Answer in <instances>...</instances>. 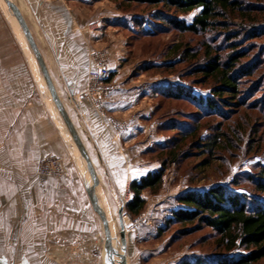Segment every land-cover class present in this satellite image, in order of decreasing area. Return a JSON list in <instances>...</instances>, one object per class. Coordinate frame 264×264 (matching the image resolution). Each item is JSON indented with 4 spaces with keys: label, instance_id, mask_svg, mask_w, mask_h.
Masks as SVG:
<instances>
[{
    "label": "crops",
    "instance_id": "1",
    "mask_svg": "<svg viewBox=\"0 0 264 264\" xmlns=\"http://www.w3.org/2000/svg\"><path fill=\"white\" fill-rule=\"evenodd\" d=\"M14 3L26 13L104 192L111 189L127 203L130 183L155 168L143 160L148 149L144 83L129 81L121 18L108 0ZM103 60L115 90L100 101L90 95L89 71ZM34 82L31 68L2 67L0 59V264H59L69 248L82 244L87 249V239L99 228L78 153L74 156ZM48 157L63 159L62 176H40V163Z\"/></svg>",
    "mask_w": 264,
    "mask_h": 264
},
{
    "label": "rangeland",
    "instance_id": "2",
    "mask_svg": "<svg viewBox=\"0 0 264 264\" xmlns=\"http://www.w3.org/2000/svg\"><path fill=\"white\" fill-rule=\"evenodd\" d=\"M108 1L113 14L121 18L118 27L126 56L123 64L126 70H129V81L132 84L144 83L142 102L146 105L144 131L148 149L143 155V160L147 168L155 170L162 167L164 160L168 164L159 192L154 195L149 191L143 193L146 206L140 216L134 218L129 216L125 208L127 199L125 196L114 195L108 188L105 192L111 207L116 238L120 244V213L124 218L127 263L182 264L183 261L204 263L221 258L222 255L235 257L246 253L243 249L226 253L217 243V233L208 227H201L188 235L180 234L179 226L173 225L163 231L161 229L171 217L172 210L180 208L176 197L183 192L193 190L204 193L209 188L219 185L233 193L251 191L255 194L243 176L246 173H257V167L264 166V84L259 83L264 81V34L261 33L259 38L252 39L246 37V34L255 32L256 29L253 27L264 23V0H240L246 6L257 9L251 16L253 18L251 22L235 19L239 15L230 16L231 24L226 31L240 33L235 41L237 47L239 50L247 49L250 54L249 59L242 62L261 63L252 78L243 79L239 95L232 100L226 99L229 104L223 115L204 113L195 103L172 100L161 94L170 86H181L196 99L206 100L212 97L211 88L214 82L205 80L204 83L203 79L192 71L200 63L204 64V45L208 43V35L180 32L164 23L158 15L172 17L177 15L170 9L166 12L167 9H163L162 6ZM20 9L26 19V13L21 7ZM199 13L200 10H195L177 18L190 24ZM15 19L5 1L0 0L2 67L3 64L5 67L10 65L14 70L21 72L31 68L36 80L35 88L37 86L35 84H38V92L45 102L47 100L46 104L52 118L62 130L73 154L78 153L52 100L22 28ZM221 32L214 30L209 36L212 37V45L224 54L228 52L225 46L227 39ZM190 54H198L202 58L191 60L188 58ZM35 70L39 79L35 76ZM255 88L257 89L253 95L248 96ZM208 139L216 140L212 148L199 145ZM75 158L87 184L92 187L101 214L104 215L100 196L90 179L91 175L84 160L79 155ZM174 159L175 162H172ZM61 163V169L53 176L55 178L66 172L62 158ZM100 178L104 181L103 174H100ZM97 218L99 228L94 237L87 239L88 248L82 244L69 248L64 256L58 259L59 264H106L102 260L104 225L100 216ZM136 219H140L138 223L134 222Z\"/></svg>",
    "mask_w": 264,
    "mask_h": 264
},
{
    "label": "trees",
    "instance_id": "3",
    "mask_svg": "<svg viewBox=\"0 0 264 264\" xmlns=\"http://www.w3.org/2000/svg\"><path fill=\"white\" fill-rule=\"evenodd\" d=\"M117 1L126 4L162 6L163 9H167L166 12H169V9L173 10V14L177 16L200 10V13L193 18L190 24L179 20L177 16L158 15V17L180 32L208 35V43L204 45V64L200 63L192 71L194 74L199 75L204 83L205 80L214 82V86L211 88L213 95L206 100L203 98L196 99L185 88L170 86L162 91L161 94L164 97L176 101L184 100L195 103L207 114L223 115L229 104L226 99L232 100L239 95L243 79L252 78L261 63L260 61L257 63L242 62L244 59H249L250 54L247 49L239 50L237 47L235 41L240 33L227 32L232 20L230 16L239 15L238 18H234L246 22L253 21L251 16L257 9L246 6L240 0ZM254 28L256 31L246 34V37H250V39L259 38L261 33L264 34V23ZM214 30L222 31L221 33H223L225 39L228 40L225 43L227 53L219 52L212 45V37L209 35ZM188 58L197 60V58L202 57L198 54H190ZM259 83L264 84V81L262 80ZM256 89L251 90L252 92L248 96L253 95ZM215 144L216 140L208 139L207 142H202L199 145L203 147L211 146L212 148ZM175 160H172V162H175ZM167 166L168 164L164 160L162 167L158 170L148 172L139 180L130 183L129 190L132 193V198L125 204L129 216L134 218L144 212L146 199L143 197V193L149 191L154 195L159 192L163 185ZM257 169V173H246L243 176L244 181L253 188L255 194H252L251 191L233 193L218 185L209 188L204 193L190 190L176 197L180 208L172 210L171 217L166 220L161 231L174 225L181 228L180 234L188 235L198 231L201 227H208L217 233V243L226 253H232L239 249L246 251V253L235 257L222 255L221 258L209 262L191 263L183 261L182 264H264V166H258Z\"/></svg>",
    "mask_w": 264,
    "mask_h": 264
},
{
    "label": "water",
    "instance_id": "4",
    "mask_svg": "<svg viewBox=\"0 0 264 264\" xmlns=\"http://www.w3.org/2000/svg\"><path fill=\"white\" fill-rule=\"evenodd\" d=\"M8 8L12 11L13 15L18 20L23 34L28 42V45L30 49L32 50L34 57L38 63L39 69L45 79L46 86L51 94L52 100L54 104L56 105V108L58 109L67 129L70 133V136L72 137L79 153L82 159L86 162L87 168L90 172L93 184L95 189L101 188L100 180L98 177V174L96 173V169L94 167V164L92 162V159L79 135L77 132L61 98L59 97L55 86L53 84L52 78L49 74V71L47 69L46 63L44 61L43 55L39 49L38 44L36 43V40L32 34V31L26 22V19L24 18L21 10L19 7L12 1V0H4ZM88 191L90 193L91 202L93 205L94 210L97 212V214L100 216L101 221L104 225V232H105V240H104V246H103V252H102V260L106 262V264H128L127 263V255H126V247H127V240L125 235V226H124V218L120 213V220H119V226H120V235H121V244L117 240L115 236V230L114 225L109 223L108 215L104 211V215L101 214V211L97 205V202L95 201V195L92 192V187L88 184ZM103 253L105 255H103Z\"/></svg>",
    "mask_w": 264,
    "mask_h": 264
},
{
    "label": "built area",
    "instance_id": "5",
    "mask_svg": "<svg viewBox=\"0 0 264 264\" xmlns=\"http://www.w3.org/2000/svg\"><path fill=\"white\" fill-rule=\"evenodd\" d=\"M89 78L92 82L90 95H93L98 100L107 97L113 90V86L109 80L111 78V71L105 60L96 63L89 71ZM62 167L61 158L48 157L40 163L39 174L42 178H50L56 175ZM140 219L134 222L138 223Z\"/></svg>",
    "mask_w": 264,
    "mask_h": 264
},
{
    "label": "bare ground",
    "instance_id": "6",
    "mask_svg": "<svg viewBox=\"0 0 264 264\" xmlns=\"http://www.w3.org/2000/svg\"><path fill=\"white\" fill-rule=\"evenodd\" d=\"M12 12V11H11ZM15 17V16H14ZM16 18V17H15ZM16 21H18L17 19H15ZM19 23V22H18ZM20 25V24H19ZM36 71V70H35ZM34 71V72H35ZM76 128V127H75ZM77 130V129H76ZM78 132V131H77ZM70 134V133H69ZM72 138V137H71ZM72 141H73V139H72ZM74 142V141H73ZM74 145H75V143H74ZM75 147H76V145H75ZM76 150H77V152H78V155H79V157H81L80 156V153H79V151H78V149H77V147H76ZM82 158V157H81ZM85 162V161H84ZM84 164V163H83ZM85 164H86V162H85ZM87 166V165H86ZM91 179V178H90ZM97 192H98V195L100 196V199H101V202H102V205H103V208H104V211L107 213V215H108V220H109V223H110V225L111 224H113L114 225V230H115V224H114V220H113V217H112V212H111V207H110V204L108 203V199H107V197H106V194H105V192H104V189L101 187V188H98L97 189ZM115 236H116V230H115Z\"/></svg>",
    "mask_w": 264,
    "mask_h": 264
}]
</instances>
